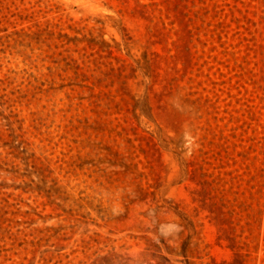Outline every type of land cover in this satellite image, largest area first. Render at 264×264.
<instances>
[{
	"label": "rangeland",
	"instance_id": "1",
	"mask_svg": "<svg viewBox=\"0 0 264 264\" xmlns=\"http://www.w3.org/2000/svg\"><path fill=\"white\" fill-rule=\"evenodd\" d=\"M0 264H264V0H0Z\"/></svg>",
	"mask_w": 264,
	"mask_h": 264
}]
</instances>
